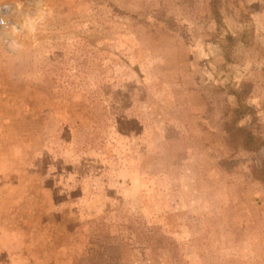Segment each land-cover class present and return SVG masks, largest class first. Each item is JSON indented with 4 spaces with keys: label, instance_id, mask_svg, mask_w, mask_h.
<instances>
[{
    "label": "rangeland",
    "instance_id": "1",
    "mask_svg": "<svg viewBox=\"0 0 264 264\" xmlns=\"http://www.w3.org/2000/svg\"><path fill=\"white\" fill-rule=\"evenodd\" d=\"M0 0V264H264V0Z\"/></svg>",
    "mask_w": 264,
    "mask_h": 264
},
{
    "label": "trees",
    "instance_id": "2",
    "mask_svg": "<svg viewBox=\"0 0 264 264\" xmlns=\"http://www.w3.org/2000/svg\"><path fill=\"white\" fill-rule=\"evenodd\" d=\"M219 0H214L213 9L218 11ZM226 136L227 143L232 149H237L239 146L248 151H259L264 145V140L257 136L250 128L238 126L233 121L225 123L223 127ZM254 174L264 184V160L259 167H255Z\"/></svg>",
    "mask_w": 264,
    "mask_h": 264
},
{
    "label": "built area",
    "instance_id": "3",
    "mask_svg": "<svg viewBox=\"0 0 264 264\" xmlns=\"http://www.w3.org/2000/svg\"><path fill=\"white\" fill-rule=\"evenodd\" d=\"M4 12H2V11L0 12V24H4L5 23L4 17L2 16V13H4Z\"/></svg>",
    "mask_w": 264,
    "mask_h": 264
}]
</instances>
